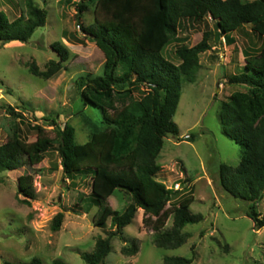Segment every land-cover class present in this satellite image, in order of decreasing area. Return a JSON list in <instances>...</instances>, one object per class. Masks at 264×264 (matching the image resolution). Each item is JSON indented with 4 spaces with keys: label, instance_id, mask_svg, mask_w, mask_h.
<instances>
[{
    "label": "rangeland",
    "instance_id": "1",
    "mask_svg": "<svg viewBox=\"0 0 264 264\" xmlns=\"http://www.w3.org/2000/svg\"><path fill=\"white\" fill-rule=\"evenodd\" d=\"M34 1L47 11L45 24L26 42L0 43V143L14 130L22 140L33 141L35 125L54 137L50 118L60 127L72 125L76 142L83 143L89 135V121L102 120L99 110L82 106L74 85L82 73H100L104 61L102 51L81 28L92 21V8L78 19L73 4L78 0ZM24 9L23 0H0V10L10 20ZM203 31L210 33L211 48L199 55L201 67L195 81L181 83L173 115L179 132L163 139L156 158L161 167L157 180L180 191L171 201L191 194L190 210L200 212L203 219L183 227L188 236L182 245L161 248L154 245L153 231L143 226V210L138 209L132 223L123 228V238H111V251L100 264H164L165 256H193L191 264H264V227L254 229L246 215L249 203L229 195L217 180L219 164L235 167L243 152L223 133L218 120L221 101L236 90L246 89L229 83L228 77L241 71L244 57L256 54L264 40L248 24L222 36L208 16L199 21L181 18L174 39L162 48V55L177 64L175 48L195 44ZM54 41L66 46L68 60L50 78L31 74L27 68L31 60L44 70L49 60L58 59L50 46ZM142 90L144 87L134 92L135 98ZM25 173L32 175L34 198L29 204L20 201L23 196L17 193V178ZM89 185L87 176H64L54 149L38 164L1 171L0 264L5 260L26 263L34 256L41 264H51L54 259L87 264L80 254L92 250L98 236L113 230L109 219L102 226L95 224L98 205L88 201ZM129 201L130 194L121 189L108 197L109 205L119 212ZM256 207L263 213L264 199ZM57 212L64 216L59 230L53 231L50 223ZM170 225L171 217L165 227ZM133 239L137 251L122 253L121 247L131 246Z\"/></svg>",
    "mask_w": 264,
    "mask_h": 264
},
{
    "label": "trees",
    "instance_id": "2",
    "mask_svg": "<svg viewBox=\"0 0 264 264\" xmlns=\"http://www.w3.org/2000/svg\"><path fill=\"white\" fill-rule=\"evenodd\" d=\"M23 1L25 11L12 20L0 10V43L26 42L45 24L47 11L34 0ZM73 4L78 19L92 8V21L81 28L104 57L100 73H82L74 85L82 106L99 110L102 120L89 121V135L83 143L76 142L72 125L60 127L55 118L47 119L55 128L54 137L35 125V139L26 142L14 130L0 143V172L38 164L54 149L64 176L90 178L88 201L98 205L94 222L102 226L109 219L113 230L98 236L92 250L80 254L87 264L104 261L112 248L111 238H123V228L132 223L139 208L143 210V226L153 231L155 246L179 247L188 236L183 227L201 221L203 215L190 210L191 194L171 201L180 191L157 180L161 167L156 158L163 139L178 135L173 115L181 83L195 81L201 67L199 55L211 48L210 33L203 31L193 45H178L174 50L177 64L161 50L174 39L181 18L199 21L208 16L222 36L248 24L264 40V0H78ZM50 46L58 59L49 60L44 70L31 60L27 65L31 74L50 78L68 60V49L60 41ZM228 82L246 89L236 90L221 101L218 120L223 133L243 152L237 166L219 164L217 180L229 195L249 203L246 215L258 230L264 227V212L256 207L264 199V45L256 54L244 57L241 71L230 75ZM141 87L142 94L135 98L134 92ZM17 189L23 196L20 201L29 204L34 198L32 175L18 176ZM115 189L130 194L120 212L108 203ZM63 216L57 212L52 217L51 230H59ZM169 217L171 225L166 228ZM121 251L134 254L135 240ZM192 257L165 256L163 262L191 264ZM3 263L41 264V260L34 256L26 263ZM51 264L66 263L54 259Z\"/></svg>",
    "mask_w": 264,
    "mask_h": 264
},
{
    "label": "built area",
    "instance_id": "3",
    "mask_svg": "<svg viewBox=\"0 0 264 264\" xmlns=\"http://www.w3.org/2000/svg\"><path fill=\"white\" fill-rule=\"evenodd\" d=\"M174 190H176V188Z\"/></svg>",
    "mask_w": 264,
    "mask_h": 264
},
{
    "label": "crops",
    "instance_id": "4",
    "mask_svg": "<svg viewBox=\"0 0 264 264\" xmlns=\"http://www.w3.org/2000/svg\"><path fill=\"white\" fill-rule=\"evenodd\" d=\"M141 208H139V210H140Z\"/></svg>",
    "mask_w": 264,
    "mask_h": 264
}]
</instances>
